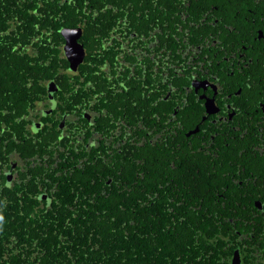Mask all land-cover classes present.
I'll list each match as a JSON object with an SVG mask.
<instances>
[{"label":"flooded vegetation","instance_id":"af4514ba","mask_svg":"<svg viewBox=\"0 0 264 264\" xmlns=\"http://www.w3.org/2000/svg\"><path fill=\"white\" fill-rule=\"evenodd\" d=\"M3 3L0 206L25 219L16 243L41 256L58 206L65 241L88 201L139 195L159 234H187L184 256L196 242L202 264L224 262L221 237L231 264L244 249L264 264V0Z\"/></svg>","mask_w":264,"mask_h":264},{"label":"trees","instance_id":"16d2710c","mask_svg":"<svg viewBox=\"0 0 264 264\" xmlns=\"http://www.w3.org/2000/svg\"><path fill=\"white\" fill-rule=\"evenodd\" d=\"M1 11L10 13L15 10L3 3L0 4V14ZM87 204L91 209L84 206V210L94 212L95 216L72 217L82 233L75 232L73 239L65 241L59 239V234L68 227L63 224V210H68L64 208L66 204L58 206L61 213L50 211L53 215L48 226L55 242L41 256H36L32 246L16 243L13 235H20L18 227L22 229L25 219L14 218L9 209L0 206V264H202L196 253V242L195 245L192 242V254L188 253L189 257L183 255L187 253L182 250V246L188 247L183 243L187 234H159L158 228L161 226L154 218L153 210L158 205L154 207L155 204L140 201L139 195L129 202L99 197L96 202L88 201ZM72 213L69 212L70 215ZM194 221L197 222L196 219ZM216 240L219 255L224 262L218 263L212 257L216 259L212 264H231L234 248L225 251V242L221 237ZM244 250V264H263L262 260L256 258L254 251ZM57 253H62V256L55 255Z\"/></svg>","mask_w":264,"mask_h":264},{"label":"water","instance_id":"95a60500","mask_svg":"<svg viewBox=\"0 0 264 264\" xmlns=\"http://www.w3.org/2000/svg\"><path fill=\"white\" fill-rule=\"evenodd\" d=\"M70 31H71V30H67L66 35H67ZM71 43H72V45H76V44H77L76 41H68V43H67V47H68ZM83 50H84V49H82V52H84ZM233 264H241V259H240V257H239L238 252H236V254H235V256H234Z\"/></svg>","mask_w":264,"mask_h":264}]
</instances>
